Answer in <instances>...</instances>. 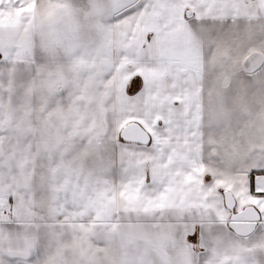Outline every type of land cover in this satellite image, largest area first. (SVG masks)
<instances>
[{
  "label": "snow or ice",
  "instance_id": "obj_1",
  "mask_svg": "<svg viewBox=\"0 0 264 264\" xmlns=\"http://www.w3.org/2000/svg\"><path fill=\"white\" fill-rule=\"evenodd\" d=\"M0 264H264V0H0Z\"/></svg>",
  "mask_w": 264,
  "mask_h": 264
}]
</instances>
